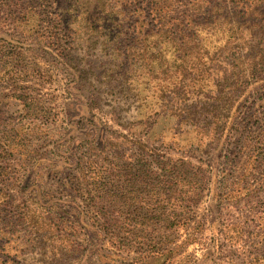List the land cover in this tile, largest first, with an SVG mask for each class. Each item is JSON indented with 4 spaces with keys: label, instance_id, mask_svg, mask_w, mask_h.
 Instances as JSON below:
<instances>
[{
    "label": "rangeland",
    "instance_id": "obj_1",
    "mask_svg": "<svg viewBox=\"0 0 264 264\" xmlns=\"http://www.w3.org/2000/svg\"><path fill=\"white\" fill-rule=\"evenodd\" d=\"M58 1H0V264L263 258L264 81L235 84L236 63L234 93L220 98L221 72L181 82L170 49L123 60L112 35L95 30L94 1L71 0L67 24ZM200 38L205 61L234 46L228 32ZM162 160H185L204 178L184 184V204L155 182L119 181L104 231L92 172Z\"/></svg>",
    "mask_w": 264,
    "mask_h": 264
},
{
    "label": "trees",
    "instance_id": "obj_2",
    "mask_svg": "<svg viewBox=\"0 0 264 264\" xmlns=\"http://www.w3.org/2000/svg\"><path fill=\"white\" fill-rule=\"evenodd\" d=\"M90 1L96 3L95 8L98 10H95L100 13L96 15L99 25L95 30L109 32L110 34L106 35H112L111 41L116 46L114 51L120 52L119 56H123V60L125 57L129 58L128 53L131 50L141 52L143 56L148 53L149 57H154L155 53L161 59L170 49L174 53V62L177 65V73H180L181 82L187 81L192 75L193 79L201 78L208 70L214 69L221 72L222 78L216 85L217 95L220 98L230 97L234 93L232 82L235 81L233 72L236 63L238 65L236 70L240 68L241 70L235 84L239 82L244 84L248 80L255 83L264 81V0ZM70 2L71 0L58 1L56 14L59 19L66 20L64 24L68 23L70 14L76 12V5H73L74 9L71 10ZM76 2L79 4L80 0ZM65 5H67L66 8H64ZM19 14L25 15L24 12ZM90 14V11H87L86 17ZM219 31L230 33L234 46L230 52L220 49L216 52L217 54L214 53L213 58L208 57L205 61L209 52L202 45L200 35L203 32L209 34ZM246 34L247 36L244 37ZM128 35L129 38L123 41V37ZM122 46H127L128 51H120ZM208 62L211 65H208ZM223 62L225 63L222 64ZM229 64L233 69L229 67ZM213 65L220 66L216 68ZM262 143L264 144V141ZM156 168L154 170L145 165L138 169L132 166L129 171L109 170L110 172L107 171L104 177H101L104 172L91 171L97 174L94 177L91 176V179L95 185H100L96 191L100 193L101 200L98 203L102 207L98 204L99 207L97 206L96 210L100 219L105 222L104 231L109 232V226L113 221L107 210V203L111 201L112 191L115 188H122L117 184L119 181L126 179L129 184L138 182L147 186L155 182L159 196H164L169 202L184 204L186 192L184 184L196 175L201 179L204 178L202 170H196L185 160L175 163L162 160L157 163ZM115 172L120 174L116 181L112 175ZM129 174L131 177L128 179ZM111 232L110 230L109 233ZM228 263L235 264L234 261ZM254 263L264 264V257L252 261L241 260L237 264Z\"/></svg>",
    "mask_w": 264,
    "mask_h": 264
}]
</instances>
